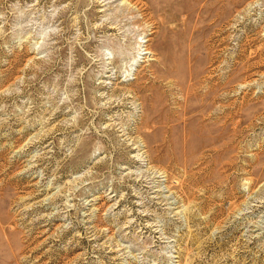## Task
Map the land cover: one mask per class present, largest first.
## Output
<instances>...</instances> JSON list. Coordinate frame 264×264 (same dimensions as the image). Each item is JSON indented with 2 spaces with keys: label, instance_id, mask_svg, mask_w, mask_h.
Returning <instances> with one entry per match:
<instances>
[{
  "label": "rangeland",
  "instance_id": "374dc122",
  "mask_svg": "<svg viewBox=\"0 0 264 264\" xmlns=\"http://www.w3.org/2000/svg\"><path fill=\"white\" fill-rule=\"evenodd\" d=\"M0 264H264V0H0Z\"/></svg>",
  "mask_w": 264,
  "mask_h": 264
},
{
  "label": "bare ground",
  "instance_id": "6f19581e",
  "mask_svg": "<svg viewBox=\"0 0 264 264\" xmlns=\"http://www.w3.org/2000/svg\"><path fill=\"white\" fill-rule=\"evenodd\" d=\"M200 131H201V129H200ZM213 132V131H212Z\"/></svg>",
  "mask_w": 264,
  "mask_h": 264
}]
</instances>
